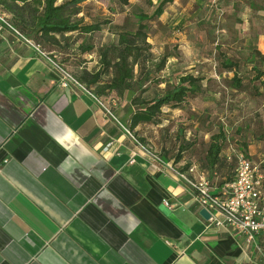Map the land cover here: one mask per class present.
I'll return each instance as SVG.
<instances>
[{
  "label": "crops",
  "instance_id": "0c3cea01",
  "mask_svg": "<svg viewBox=\"0 0 264 264\" xmlns=\"http://www.w3.org/2000/svg\"><path fill=\"white\" fill-rule=\"evenodd\" d=\"M247 2L264 57V0ZM103 32L57 34L43 49L79 75L94 72L100 49L118 35L83 40ZM105 102L130 124L131 99ZM146 125L132 132L149 144ZM232 148L221 164H236ZM168 160L202 173L183 157ZM227 181L214 184L217 193ZM200 211L189 187L157 172L94 99L61 87L46 60L13 31H0V264H264V232L248 243L208 227Z\"/></svg>",
  "mask_w": 264,
  "mask_h": 264
},
{
  "label": "rangeland",
  "instance_id": "374dc122",
  "mask_svg": "<svg viewBox=\"0 0 264 264\" xmlns=\"http://www.w3.org/2000/svg\"><path fill=\"white\" fill-rule=\"evenodd\" d=\"M160 1L131 0L123 7L116 0H86L81 16L113 24L83 42L96 45L103 38L116 40L122 30H135L139 14L152 15ZM247 4V0H174L160 18L148 24L151 65L156 67L164 58L167 61L155 82L148 84L145 97L161 93L167 83L187 73L203 81L198 94L181 109L165 107L157 123L145 126L146 140L167 160L177 159L181 147L192 144L182 157L189 164L196 163L198 171L216 185L232 178L236 169L235 162L225 158L213 169L204 166L211 137L219 132L226 135L228 146L248 156L264 173L260 160L264 157V76L254 80L258 73L251 68L260 58L254 41L258 27ZM227 61L236 66L226 68ZM259 67L264 70V65ZM65 68L78 77L76 70ZM235 75L241 79L240 86L232 80ZM132 96L129 93L126 99ZM225 149L228 152L227 146Z\"/></svg>",
  "mask_w": 264,
  "mask_h": 264
},
{
  "label": "trees",
  "instance_id": "16d2710c",
  "mask_svg": "<svg viewBox=\"0 0 264 264\" xmlns=\"http://www.w3.org/2000/svg\"><path fill=\"white\" fill-rule=\"evenodd\" d=\"M86 0H0V11L9 16L12 25L25 37L43 47L44 43L51 44L55 35L63 36L68 33L93 35L102 32L110 21L86 22L82 14V3ZM121 6L130 5L131 0H116ZM174 0H162L152 15L141 13L135 30H123L118 34L117 42L105 45L100 49V67L97 71H82L74 76L81 84L91 90L98 98L104 99L111 95L119 98L133 95L131 105L134 111L130 116L129 129L132 131L141 124L157 123L163 114V108L181 109L190 97L195 96L201 89L202 77L187 73L181 75L174 83H167L161 93L152 98L145 97L148 84L155 82V75L163 70L166 64L164 58L159 65L153 67L152 44L149 42L148 24L160 18L168 4ZM91 46L83 47L84 52H90ZM260 62L253 68L256 75L254 80L264 76V57L257 53ZM260 64V65H259ZM236 63L227 61L226 68H234ZM106 79V80H105ZM232 80L241 84V79L235 75ZM227 137L219 132L211 137L205 158V167L213 169L219 165L221 154L225 149ZM193 145L181 147L176 162L182 159V153ZM234 176L226 183L232 182ZM224 183V184H226Z\"/></svg>",
  "mask_w": 264,
  "mask_h": 264
},
{
  "label": "built area",
  "instance_id": "2783aa9c",
  "mask_svg": "<svg viewBox=\"0 0 264 264\" xmlns=\"http://www.w3.org/2000/svg\"><path fill=\"white\" fill-rule=\"evenodd\" d=\"M13 31L36 55L47 61L51 69L58 75L61 87L81 91L84 95L94 99L104 111L106 117L114 120L123 131L132 138L139 153L149 161L155 170L161 174L171 176L179 183L186 184L200 206L210 214L207 220L208 227L216 229H231L244 235L248 243H253L255 237L264 232V173L258 165L243 153L231 149L236 160L235 176L232 182L225 185L222 193H217L215 185L204 175L192 176L195 167L184 171L173 161L166 160L150 144L137 139L128 126L121 123L115 115L111 105L98 98L91 90L81 84L64 65L47 53L43 47L33 40L22 35L10 22L7 14L0 11V31ZM111 148V144L106 151ZM134 153L132 163L135 162ZM166 206L168 204L166 203Z\"/></svg>",
  "mask_w": 264,
  "mask_h": 264
},
{
  "label": "water",
  "instance_id": "95a60500",
  "mask_svg": "<svg viewBox=\"0 0 264 264\" xmlns=\"http://www.w3.org/2000/svg\"><path fill=\"white\" fill-rule=\"evenodd\" d=\"M200 215H201L205 220H208V219L210 218V214H209L208 211L205 210V209H202V210L200 211Z\"/></svg>",
  "mask_w": 264,
  "mask_h": 264
}]
</instances>
